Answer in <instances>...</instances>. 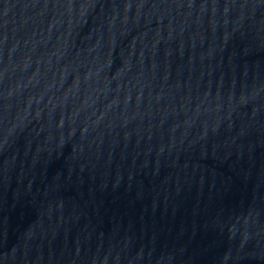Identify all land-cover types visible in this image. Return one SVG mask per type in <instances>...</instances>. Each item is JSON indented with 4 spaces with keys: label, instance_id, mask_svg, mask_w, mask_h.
Wrapping results in <instances>:
<instances>
[{
    "label": "water",
    "instance_id": "obj_1",
    "mask_svg": "<svg viewBox=\"0 0 264 264\" xmlns=\"http://www.w3.org/2000/svg\"><path fill=\"white\" fill-rule=\"evenodd\" d=\"M0 264H264V0H0Z\"/></svg>",
    "mask_w": 264,
    "mask_h": 264
}]
</instances>
